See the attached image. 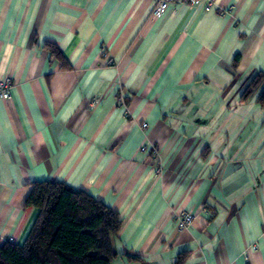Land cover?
I'll use <instances>...</instances> for the list:
<instances>
[{"label": "crops", "instance_id": "1", "mask_svg": "<svg viewBox=\"0 0 264 264\" xmlns=\"http://www.w3.org/2000/svg\"><path fill=\"white\" fill-rule=\"evenodd\" d=\"M154 5L0 0V240L63 181L120 213L111 264H264V0Z\"/></svg>", "mask_w": 264, "mask_h": 264}, {"label": "trees", "instance_id": "2", "mask_svg": "<svg viewBox=\"0 0 264 264\" xmlns=\"http://www.w3.org/2000/svg\"><path fill=\"white\" fill-rule=\"evenodd\" d=\"M52 54L67 61L56 46ZM239 56L236 57V62ZM264 107V73L242 92ZM26 204L39 210L23 244L0 240V264H111L114 239L122 228L120 213L88 192L63 181H37Z\"/></svg>", "mask_w": 264, "mask_h": 264}, {"label": "built area", "instance_id": "3", "mask_svg": "<svg viewBox=\"0 0 264 264\" xmlns=\"http://www.w3.org/2000/svg\"><path fill=\"white\" fill-rule=\"evenodd\" d=\"M205 0H155V5L153 8V13L161 17L163 16L171 4L173 3H188V4H197L201 3ZM111 62H113V59H111ZM16 82L13 77L7 75L5 77L0 78V101L11 99L13 95V90L15 88ZM148 123H143V127H147ZM153 146H146L144 150L151 151ZM154 154H158L155 149H153ZM163 167L160 165L157 168L158 172H162ZM194 221V214L191 212H184L179 213L177 216V224L180 228H186L189 227Z\"/></svg>", "mask_w": 264, "mask_h": 264}]
</instances>
